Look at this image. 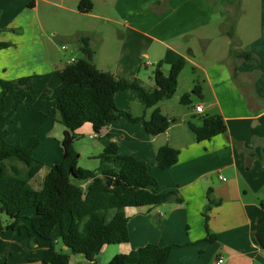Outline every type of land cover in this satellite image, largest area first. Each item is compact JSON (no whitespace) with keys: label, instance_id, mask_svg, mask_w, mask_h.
<instances>
[{"label":"crops","instance_id":"obj_1","mask_svg":"<svg viewBox=\"0 0 264 264\" xmlns=\"http://www.w3.org/2000/svg\"><path fill=\"white\" fill-rule=\"evenodd\" d=\"M80 1L0 0V43L11 45L0 51V83L27 79V86L40 89L35 103L24 99L7 122L8 143H25L39 137L38 149L44 143L49 145L56 161L48 167L43 164L30 183L32 187L41 190L46 176L62 162L65 132L60 129L62 114L55 103L41 101L39 96L52 94L64 68L83 59L76 54L70 62L58 61L50 33L62 43L78 42L79 52L80 38H89L99 70L111 73L116 80L136 81L144 88L154 89L156 85L151 78L149 87L139 80L142 68L162 63L165 71V67L170 69L185 60L177 85L184 72L190 70V90L200 84L199 98L207 102L194 105L191 98L192 109L185 116L167 110L168 100L146 110L135 90L116 96L118 107L134 117L145 115L149 120L159 108L171 121L166 133L150 136L144 122L133 124L125 118L109 125L102 136L94 133L91 124L77 132L90 135L104 151L115 143L120 155L147 162L150 174L159 183V192H175L182 200L126 209L129 243L106 245L97 261L108 264L118 254L156 244L171 247L168 264H216L220 257L224 264H264V247L257 239L259 232L264 233V133L250 128L253 121L254 127L259 125L257 120L264 115V0L254 9L253 0H115L116 19L97 13L95 0L91 13H80ZM52 8L58 11L52 12ZM46 10H50L49 16H45ZM53 15L59 27H48ZM80 18L113 23L118 26L116 38L108 42L94 29L80 27ZM245 53L251 58L241 56ZM27 86L9 93L7 113L12 110L15 96L22 98ZM197 106L203 107V113L196 112ZM207 111L206 117L221 116L225 120L227 132L198 142L188 123L201 125ZM26 112L32 113L31 117H26ZM165 145L178 150L179 156L174 166L162 170L155 161ZM119 165L109 161L101 164L100 170ZM209 197L217 204L206 219ZM34 215L33 209L26 210L19 229L0 234V264H43L50 243L32 235L30 219ZM9 223L6 215H0V224ZM56 237L53 239L59 244ZM63 249L67 250L65 246ZM86 262L83 255L71 256L70 264Z\"/></svg>","mask_w":264,"mask_h":264},{"label":"trees","instance_id":"obj_2","mask_svg":"<svg viewBox=\"0 0 264 264\" xmlns=\"http://www.w3.org/2000/svg\"><path fill=\"white\" fill-rule=\"evenodd\" d=\"M93 8L91 0H81L78 5L82 14L91 13ZM79 44L84 58L64 68L60 73L61 83L52 94L39 96L41 101L55 103L65 127L63 160L46 176L41 190L30 184L43 168V163L35 159L41 140L32 137L24 144H10V133L6 128L23 100L31 99L36 92L27 86V79L0 83V215H6L10 222L0 224V234L19 229L23 213L33 209L35 215L30 219L32 235L50 243L43 264H70L72 255L85 256V264H100L97 258L106 245L130 241V218L126 209L182 202L175 192L160 193L158 181L150 174V165L134 156L120 155L117 144L106 148L99 159L102 165L109 161H117L120 165L93 171L78 166L80 155L74 144L80 137L78 130L84 125L91 124L94 133L102 136L109 125L121 118L133 124L144 122L150 136L166 133L171 121L159 108H155L149 120L145 115L134 117L118 107L116 96L119 92L135 90L146 110L163 100H170L186 65L185 60L172 65L169 75L164 73L162 63L158 64L154 71L156 88L146 89L136 81L116 80L111 73L99 70L94 64L95 51L89 38L81 37ZM10 46L9 43H0V51ZM241 56L251 58L247 53ZM20 86H27V91L22 98L15 96L12 110L7 113V97ZM193 95L202 97L200 84L182 96L181 104L191 105ZM188 126L198 142L212 140L227 132L226 122L221 116L204 117L201 125L190 121ZM178 156V150L165 145L159 149L155 163L162 170H167L177 163ZM211 193L210 190L209 195ZM215 204L209 197L204 214L206 219ZM57 227L61 228V242L68 247L67 250L59 248L58 242L52 238ZM257 239L264 247V233L259 232ZM171 250V247L148 244L129 254H118L108 264H168Z\"/></svg>","mask_w":264,"mask_h":264},{"label":"rangeland","instance_id":"obj_3","mask_svg":"<svg viewBox=\"0 0 264 264\" xmlns=\"http://www.w3.org/2000/svg\"><path fill=\"white\" fill-rule=\"evenodd\" d=\"M95 1H96V7H95L96 9L95 10L97 13H104V14L109 15L110 17H113L116 19V12H115V8H114L115 0H95ZM258 3H260V0H253V9L258 7ZM51 11L56 12L58 10L52 8ZM49 14H50V10H46L45 16H47V15L49 16ZM42 16H44L43 13H42ZM52 18H53L52 21H50L47 24L48 27H52V28L59 27L60 23L55 20V15H53ZM77 24L80 27L84 26V27H89V28L94 29L96 32L102 34L103 38H105L108 42H110L116 38L114 35L116 34V31L118 30V26L114 25L111 22H106L103 20H96V19H92V18H80V20L77 21ZM49 35L54 40L55 47H56V49L54 48V50L56 52V56H57L58 61H61L63 63L64 62L65 63L70 62L73 60L72 58L76 54H78L79 57L83 56V58H84V55H81V52H79V50H78V42L62 43L56 39L54 33H50ZM95 43L97 44V42H95ZM63 46H64V48H63ZM155 69H156V66L155 67H149L147 70L142 68L139 80L141 82H143L145 86L149 87V84L151 83V79L153 81ZM169 71H170V69L165 67L164 73L166 75H169ZM42 82L43 81H39L38 84H40ZM192 82H193V76H192L190 70H186L184 72V74L181 76L179 84L174 87L175 94H174L173 98L168 100V102L165 104V106L167 107V110H169L170 112H172V111L176 112V114H178L180 116H185L187 114V112H190V110L192 109V105H183V104H181L180 101H181L182 96L185 93L191 92L190 89L192 86ZM58 83L60 85V79L59 78H58L57 84ZM44 84H45V82L42 85L45 86ZM146 89H149V88H146ZM33 90L35 92H37L40 89H39V87H36V89L33 88ZM211 97H212V94H211ZM34 98H35V96H33L31 99H29L31 101L30 103H32V105L36 101ZM192 100H193L194 105H197L198 103H203L204 105L207 104V102L202 101L199 97H197L195 95L192 96ZM213 101H215V98H213ZM134 112H135V114H141V113H137V111H134ZM209 112L210 111H207V113L205 114V117L209 115ZM25 114H26V117L27 116L31 117V115H32V113H29V112H26ZM57 121H59V120H57ZM195 121L197 123H200L201 119L199 117H197V119ZM60 122L62 123L61 124L62 126H60L61 127L60 129L62 131H64L65 127L63 125V122L62 121H60ZM257 122H259V125L254 127V125H253L254 121H253L252 124L250 125V128L255 133H258V134L264 133V115H262L261 120L260 121L257 120ZM37 138H39V137H37ZM58 140H59V142L61 141L60 139H58ZM10 144H16V142H13ZM21 144H24V143L22 142ZM57 145L59 148L58 142H57ZM74 147L80 155L79 162H78V166L80 168H82L84 170H91V171L100 169L101 160L99 159V156L105 152L103 146H96L95 140L91 139L90 135H84V136L80 135V137L76 140ZM53 148H54V153H55L56 147L54 145H53ZM61 148H62V159H61V161H62L63 155H64L62 145H61ZM50 150H51L50 146L46 145L44 143L42 148L38 149L36 151L35 159L42 162L44 164V166H46V167L52 166V164H55L56 161L53 160L52 155H50V153H49ZM6 218H7V216H6ZM60 233H61V228L59 227L56 230V232L53 234V238H54V236L55 237L57 236L56 238H58V241H59L58 246H59V248H63V244H62L61 238H60ZM72 256H76V255H72Z\"/></svg>","mask_w":264,"mask_h":264},{"label":"built area","instance_id":"obj_4","mask_svg":"<svg viewBox=\"0 0 264 264\" xmlns=\"http://www.w3.org/2000/svg\"><path fill=\"white\" fill-rule=\"evenodd\" d=\"M196 112H197L198 114L203 113V107H202V106H197V107H196ZM224 262H225V261H224V258H223V257H220V258H218L216 264H224Z\"/></svg>","mask_w":264,"mask_h":264},{"label":"water","instance_id":"obj_5","mask_svg":"<svg viewBox=\"0 0 264 264\" xmlns=\"http://www.w3.org/2000/svg\"><path fill=\"white\" fill-rule=\"evenodd\" d=\"M66 249H68V247H65Z\"/></svg>","mask_w":264,"mask_h":264}]
</instances>
